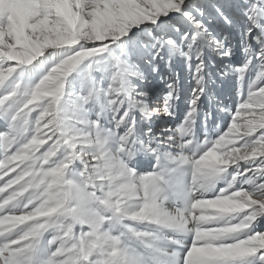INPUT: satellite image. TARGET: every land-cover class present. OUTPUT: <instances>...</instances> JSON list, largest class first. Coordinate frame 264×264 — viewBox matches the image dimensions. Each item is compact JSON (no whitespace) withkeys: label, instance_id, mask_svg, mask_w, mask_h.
Returning <instances> with one entry per match:
<instances>
[{"label":"snow or ice","instance_id":"obj_1","mask_svg":"<svg viewBox=\"0 0 264 264\" xmlns=\"http://www.w3.org/2000/svg\"><path fill=\"white\" fill-rule=\"evenodd\" d=\"M0 264H264V0H0Z\"/></svg>","mask_w":264,"mask_h":264}]
</instances>
